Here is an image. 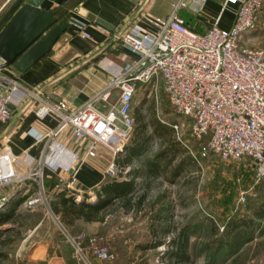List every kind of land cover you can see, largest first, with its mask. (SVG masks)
<instances>
[{
    "label": "built area",
    "instance_id": "1",
    "mask_svg": "<svg viewBox=\"0 0 264 264\" xmlns=\"http://www.w3.org/2000/svg\"><path fill=\"white\" fill-rule=\"evenodd\" d=\"M226 1L236 4L233 22L227 28L219 26L215 18L205 31L194 30L180 16L179 10L187 7L199 11L206 0H171L168 14L152 17L153 29L132 25L117 35L136 57L108 72L103 89L95 96L109 103L106 112L96 107L92 99L81 100L75 94L57 96L39 87L24 85L6 73L7 64L0 58V123L8 121L10 106L30 98L37 117L49 116L57 122L51 131L35 134V141L45 137L52 139L68 129L76 143L72 170L88 157L95 156L99 146H104L112 153L104 174L121 178L130 166H122L115 157L131 135L133 96L139 82L160 76L169 104L190 120V134L200 143L198 156L212 153L228 160L250 157L255 163L256 176L263 177L264 49L239 42L242 33L255 26L263 0ZM10 2L0 0V13ZM68 22L75 25L80 37H91L85 21L71 16ZM114 91L117 96L111 101ZM112 139L117 145L111 143ZM22 153L27 154V151ZM20 161L26 168L20 167ZM68 179L72 187L73 172ZM30 180L35 181L37 189L24 198L22 205L49 207L51 196L44 188L41 158L26 162L19 154L2 146L0 185ZM239 199H245V190L240 191ZM7 200L5 194H0V209ZM55 220L71 246L76 264L114 259L115 252L103 241V236L83 231L72 234L58 216Z\"/></svg>",
    "mask_w": 264,
    "mask_h": 264
},
{
    "label": "crops",
    "instance_id": "2",
    "mask_svg": "<svg viewBox=\"0 0 264 264\" xmlns=\"http://www.w3.org/2000/svg\"><path fill=\"white\" fill-rule=\"evenodd\" d=\"M170 1L42 0L40 5L47 9H54L55 16L59 19L63 18L68 21L71 16H74L85 21L86 29L91 37H80L76 33L75 25L71 23L64 32L68 36L66 41L56 42L50 52L34 65L21 72L9 64L5 71L28 87H39L57 96L75 94L81 100L92 99L96 107L106 112L109 103L95 96L103 89L108 72L117 70L125 62L136 57L134 52L118 40L117 35L132 25L147 30L153 29L152 17L168 14ZM235 10V3L226 0H206L199 11L195 12L183 7L179 10V14L189 27L203 32L215 18L219 26L230 27ZM251 31L254 33L253 38L250 37L252 39L258 35L261 36L264 32V0L258 12L255 27ZM248 32L249 30L244 31L242 38L247 36ZM246 41H249V38ZM79 63L81 64L75 67ZM59 76H61L60 79L49 84ZM116 96L117 91H114L110 100L112 101ZM103 102L107 104L105 109ZM56 123V119L49 116L37 117L34 113V101L27 98L17 106H10V117L7 123L4 126L0 125V148L5 146L8 151L19 154L21 160L26 162H36L41 158L45 189L51 198L64 187L69 192H73L76 201L85 198L86 201L95 202L97 198H103V192L99 190L103 181L108 177L104 174V167L112 158V153L106 148H99L95 156L88 157L85 162L72 170L76 143L70 138V130H62L52 139L46 137L40 141L34 139L35 134L54 129ZM49 142L50 147H48ZM24 150L27 154L22 153ZM18 164L23 167L22 161ZM72 172L74 181L72 187H69L68 176ZM127 175L126 173L121 178H126ZM36 189L37 185L33 180L24 183L10 182L0 185V194H5L9 200ZM97 191H99L98 194ZM45 208L44 213L47 216L51 215L53 218L57 216L51 210L50 205ZM121 212H123L122 209ZM99 216H101L99 219L92 220L76 218L74 225L83 227L87 234L100 233L103 236V223L105 222L103 209L99 212ZM43 218L44 215L37 217L35 226L27 234L28 237L32 235L28 244V259L31 262L36 261V264H76L72 257L71 246L70 249L65 247L60 239L54 243L53 239H49L45 233L37 229ZM160 219L150 218L149 228L151 224L163 226L169 224L168 219ZM153 234L149 229V236L153 237ZM156 234L157 238L167 236L162 235L159 230Z\"/></svg>",
    "mask_w": 264,
    "mask_h": 264
},
{
    "label": "rangeland",
    "instance_id": "3",
    "mask_svg": "<svg viewBox=\"0 0 264 264\" xmlns=\"http://www.w3.org/2000/svg\"><path fill=\"white\" fill-rule=\"evenodd\" d=\"M253 28L248 29L247 36L242 38L243 32L239 42L254 49H264V32L252 39ZM248 38L249 41H246ZM103 104L105 109L107 104L104 102ZM137 107L142 121L147 122L142 136H146L144 148L148 153L153 155L165 148L166 160L173 154L172 160L169 159L166 165L167 169L181 160V171L177 176L170 179L167 171L164 175L153 177L148 188V200L160 199L154 205L153 212L158 208L165 210V214L170 217L169 227L173 230L171 232H175L176 228L189 218L197 219L208 214L221 225L226 216L233 213L248 214L250 202L264 199V176L260 178L256 176L255 163L251 158L228 160L212 153L198 156L199 142L190 134V120L177 113L169 104L160 76L149 82H139L131 108L133 118L131 135L125 144L130 142L136 124L134 110ZM155 119L162 125L155 123L153 121ZM174 124H177V127H174ZM171 140L173 145L167 150ZM111 143L117 145L113 139ZM135 166H138V162ZM242 190H245L244 200L239 199ZM45 207L44 204H38L32 209L19 206L21 216L15 227L21 232V236L15 237L14 241L3 248L6 253L5 256H0V264H36V261L31 262L28 259V244L32 235L28 237L27 234L35 226L39 215L37 212L44 215L37 229L45 233L49 239H53L54 243L60 239V242L70 249L55 218L44 213ZM145 210L144 214L138 212L134 216L130 212H121V209L107 213L103 223V241L112 246L115 257L113 260L95 264H162L164 245L156 248H143L142 245H138L151 240L148 220L152 218L153 213L147 211L148 205ZM67 229L72 234L85 231L79 225L68 226ZM96 235L101 236L100 233ZM170 236L172 233L165 238L168 239ZM206 236L207 233L196 231L190 235V239L195 238L199 241ZM236 258V261L230 260L223 264H264V234L245 243ZM194 264H204L203 256L194 258Z\"/></svg>",
    "mask_w": 264,
    "mask_h": 264
},
{
    "label": "trees",
    "instance_id": "4",
    "mask_svg": "<svg viewBox=\"0 0 264 264\" xmlns=\"http://www.w3.org/2000/svg\"><path fill=\"white\" fill-rule=\"evenodd\" d=\"M134 116L136 124L132 130L130 142L123 145L115 157V160L122 166H130L127 177H107L99 190L103 192V198H97L95 202L86 201L85 198L76 201L73 192H69L64 187L49 199L53 213L68 228V226L74 225L76 218L99 219L101 209H103L104 219L107 213L114 212L119 207L123 212H130L133 215L138 212L144 214L148 205L147 211L153 213L152 219L166 218L169 220V224L164 226L151 224L149 229L154 233L153 237L148 242L138 245H142L143 248H156L164 245L162 264H194V258L200 256H203L204 264H223L230 260L236 261L237 254L245 243L264 234V199L250 202L248 214L233 213L226 216L221 225L212 215L208 214V216L205 215L197 219L189 218L180 227H177L175 232H171L173 230L169 227L170 217L165 214V210L158 208L156 212H153L155 203H158L160 199L153 200V198V203L151 199L148 200V188L153 177L164 175L167 171L170 179L177 176L181 171V160L167 169L166 165H168L169 159L172 160L173 154L166 160L164 148L150 155L144 148L146 136H142L147 122L142 121L138 107L134 110ZM153 121L162 125L157 119ZM6 123H0V125L4 126ZM148 124L151 125L150 122ZM198 144L200 146V143ZM171 145H173L172 140L167 150L171 149ZM136 162H138V166H135ZM28 194L25 192L10 198L0 209V256H5L6 252L3 248L7 244L14 241L15 237L21 236V232L15 225L21 216L19 206ZM37 214H39L38 217L42 215L39 212ZM158 230L164 236L165 234L168 236L169 233H172V236L168 239L157 238ZM196 231H203L207 233V236L199 241L195 238L191 240L190 235Z\"/></svg>",
    "mask_w": 264,
    "mask_h": 264
},
{
    "label": "water",
    "instance_id": "5",
    "mask_svg": "<svg viewBox=\"0 0 264 264\" xmlns=\"http://www.w3.org/2000/svg\"><path fill=\"white\" fill-rule=\"evenodd\" d=\"M41 1L11 0L0 14V58L21 72L49 53L56 42L64 43L68 37L64 32L69 22L57 19L55 10L41 6Z\"/></svg>",
    "mask_w": 264,
    "mask_h": 264
},
{
    "label": "flooded vegetation",
    "instance_id": "6",
    "mask_svg": "<svg viewBox=\"0 0 264 264\" xmlns=\"http://www.w3.org/2000/svg\"><path fill=\"white\" fill-rule=\"evenodd\" d=\"M1 14V13H0Z\"/></svg>",
    "mask_w": 264,
    "mask_h": 264
}]
</instances>
